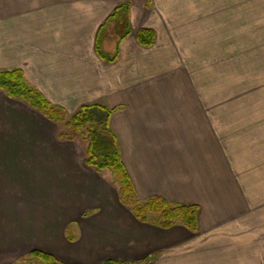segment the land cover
I'll use <instances>...</instances> for the list:
<instances>
[{
  "label": "crops",
  "instance_id": "obj_1",
  "mask_svg": "<svg viewBox=\"0 0 264 264\" xmlns=\"http://www.w3.org/2000/svg\"><path fill=\"white\" fill-rule=\"evenodd\" d=\"M126 2L132 33L106 62L96 41L112 55L115 29L100 27ZM252 2L264 20V0ZM244 4L0 0V70H22L69 115L94 103L112 109L108 124L138 198L198 210L196 232L137 220L112 174L85 164L81 139H59L60 124L0 90V264L32 250L65 264H264V102L248 108L242 99L234 110L204 95L212 36L207 44L197 25ZM139 28L155 31L151 47L136 42ZM192 82L204 91L191 95Z\"/></svg>",
  "mask_w": 264,
  "mask_h": 264
},
{
  "label": "trees",
  "instance_id": "obj_2",
  "mask_svg": "<svg viewBox=\"0 0 264 264\" xmlns=\"http://www.w3.org/2000/svg\"><path fill=\"white\" fill-rule=\"evenodd\" d=\"M149 0H145L148 6ZM129 3L120 4L100 27L103 32L112 23L117 37L116 49L112 55L102 52L99 40L96 41V52L106 62H113L117 55L118 43L130 35ZM134 38L139 46L149 48L156 38L155 31L150 28H139L134 31ZM0 90L12 99L27 103L41 112L47 119L60 124L58 138L73 141L77 138L85 143V164L97 172L108 170L117 187L118 200L128 207L132 215L141 222H149L160 228L168 229L179 224L186 229L198 230L197 206L174 203L164 198L152 196L140 200L122 164L119 146L108 120L113 112L100 104L82 105L73 114L51 104L36 88L30 86L20 69L0 70ZM153 217V218H152ZM14 264H65L51 254L40 250H32ZM104 264H124L107 261Z\"/></svg>",
  "mask_w": 264,
  "mask_h": 264
},
{
  "label": "rangeland",
  "instance_id": "obj_3",
  "mask_svg": "<svg viewBox=\"0 0 264 264\" xmlns=\"http://www.w3.org/2000/svg\"><path fill=\"white\" fill-rule=\"evenodd\" d=\"M149 7L154 8V4L151 2ZM258 11L254 9L252 0H245L243 9L214 10L213 20H197L200 30L206 29L207 44L212 36L210 44L213 66L211 74H207L208 89H204V95L227 98L230 109L235 110L240 106L237 103L242 99L248 108L252 107L253 102H264V20L254 19L253 16ZM174 22L176 27L183 24V20ZM110 38L116 41L117 36L112 32ZM113 43L110 41L111 45ZM190 90L191 95H194L195 91H204L193 82ZM260 107L264 105L261 104Z\"/></svg>",
  "mask_w": 264,
  "mask_h": 264
}]
</instances>
